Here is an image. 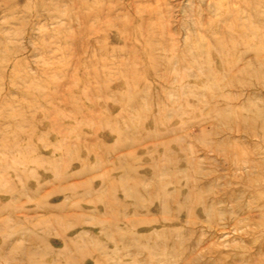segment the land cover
Returning a JSON list of instances; mask_svg holds the SVG:
<instances>
[{
	"label": "rangeland",
	"instance_id": "rangeland-1",
	"mask_svg": "<svg viewBox=\"0 0 264 264\" xmlns=\"http://www.w3.org/2000/svg\"><path fill=\"white\" fill-rule=\"evenodd\" d=\"M0 264H264V0H0Z\"/></svg>",
	"mask_w": 264,
	"mask_h": 264
}]
</instances>
